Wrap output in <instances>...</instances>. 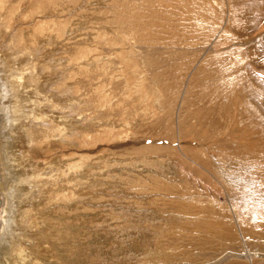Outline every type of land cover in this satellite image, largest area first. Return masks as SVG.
<instances>
[{"label":"rangeland","instance_id":"374dc122","mask_svg":"<svg viewBox=\"0 0 264 264\" xmlns=\"http://www.w3.org/2000/svg\"><path fill=\"white\" fill-rule=\"evenodd\" d=\"M0 16L19 114L49 116L19 117L46 173L16 220L25 264H264V0H0Z\"/></svg>","mask_w":264,"mask_h":264},{"label":"bare ground","instance_id":"6f19581e","mask_svg":"<svg viewBox=\"0 0 264 264\" xmlns=\"http://www.w3.org/2000/svg\"><path fill=\"white\" fill-rule=\"evenodd\" d=\"M6 66H7L6 59L4 58L1 52L0 53V264H25L26 262L29 261L28 259L29 249L27 250V248L25 249L23 246L19 245V243L22 240L21 238H19L20 237L19 233L20 231L22 232L23 230L21 229L17 230L18 221L16 220L23 213L30 214L34 212V211L29 212L28 211L29 206L26 207L28 202L25 201L27 194L26 192H29V195L27 194V196L29 197V199L30 198L32 199V205L30 203L32 207L30 208L36 209L34 207L35 204H33V200L35 201L37 199V196L35 195V193H32L33 191L32 189L36 186L40 187V182H38V180L36 181L35 179H37L38 177H42L46 173L42 174L41 173L42 171L36 168L37 165L35 167L34 162H30L26 158L25 154L21 151L20 143L22 142L21 140L23 137V133L20 129L22 126L19 127L20 123H22L20 122L21 120L19 117L20 114H22L21 116L24 118V120H30V118H32L33 120L36 119L38 120L44 117L49 118V116H44V114L39 113L38 110H34V108L33 110H29V108L28 109L26 108V111H22V113L19 114V108L21 106L20 105L21 103L19 104L20 98L18 99L19 94L18 91L16 90L17 85L13 84L12 80L10 79V73L13 75L14 74L16 75L17 73L15 71L12 72V69L9 67L7 68ZM24 83L26 82L24 81ZM23 88H25V86ZM39 94L41 93L39 92ZM38 100L36 99L33 101L36 108H38L40 104L42 105V103ZM17 105L20 106L17 107ZM24 107L25 106L23 105L22 108ZM54 120L52 121L55 123L56 119ZM57 123H56V127L59 125ZM64 128L65 127L61 126V129ZM52 165L54 168L55 165H61V162L58 159H55ZM28 186L31 187V189H28L29 188ZM36 211L37 210H35V212Z\"/></svg>","mask_w":264,"mask_h":264}]
</instances>
